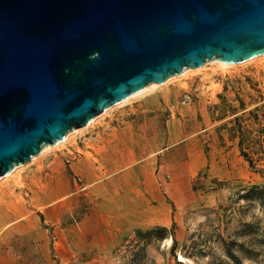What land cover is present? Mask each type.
Here are the masks:
<instances>
[{
	"label": "rangeland",
	"instance_id": "obj_1",
	"mask_svg": "<svg viewBox=\"0 0 264 264\" xmlns=\"http://www.w3.org/2000/svg\"><path fill=\"white\" fill-rule=\"evenodd\" d=\"M181 73L113 105L0 179L8 216L0 224V264H264V203L245 197L252 185L264 187V55ZM151 117L165 134L180 131L166 155L171 164L159 166L171 174L158 176L171 183L164 184L170 219L112 242L110 205L85 192L73 146ZM184 160L191 178L182 175ZM68 185L76 191L58 202V187ZM161 226L164 233L141 234Z\"/></svg>",
	"mask_w": 264,
	"mask_h": 264
},
{
	"label": "water",
	"instance_id": "obj_2",
	"mask_svg": "<svg viewBox=\"0 0 264 264\" xmlns=\"http://www.w3.org/2000/svg\"><path fill=\"white\" fill-rule=\"evenodd\" d=\"M264 53V0H0V177L110 105Z\"/></svg>",
	"mask_w": 264,
	"mask_h": 264
},
{
	"label": "crops",
	"instance_id": "obj_3",
	"mask_svg": "<svg viewBox=\"0 0 264 264\" xmlns=\"http://www.w3.org/2000/svg\"><path fill=\"white\" fill-rule=\"evenodd\" d=\"M164 132L156 118L151 117L132 128L119 125L85 136L78 151L73 146L74 172L82 179L85 192L106 197L110 205L109 225L115 229L112 242H118L133 228L166 224L170 219L164 184L171 183L159 182L158 176L171 174L160 173L159 166L171 164L166 155L180 138V131L173 127L167 134ZM181 162L185 167L182 175L191 178V166L186 168L187 161ZM75 191L76 186L72 185L58 187L57 201ZM2 212L0 208V224L8 219Z\"/></svg>",
	"mask_w": 264,
	"mask_h": 264
},
{
	"label": "bare ground",
	"instance_id": "obj_4",
	"mask_svg": "<svg viewBox=\"0 0 264 264\" xmlns=\"http://www.w3.org/2000/svg\"><path fill=\"white\" fill-rule=\"evenodd\" d=\"M261 55H264V53H262V54H258V55H255V56H253V57L261 56ZM253 57H251V58H253ZM251 58H249V59H251ZM246 60H247V59H246ZM244 61H245V60H244ZM244 61H239V62H244ZM208 62H218L219 64H221V65H223V66H224V65H227V64L239 63V62H230V63H228V62H225V61H222V60H219V59H211V60H208ZM198 67H200V66H198ZM201 67H202V65H201ZM185 70H186V68H185ZM182 71H183V70H182ZM180 73H181V72H180ZM180 73H178V74H180ZM182 73H183V72H182ZM182 73H181V74H182ZM178 74H177V75H178ZM166 79H167V78H166ZM166 79H165L163 82H160V83H157V82H150V83H148V84H147L145 87H143L141 90L136 91V92L130 94L129 96L125 97L124 99H122V100H120V101H118V102H116V103L110 105V106L107 107L103 112H105L107 109H109V108L112 107L113 105L119 104V103H121V102L127 100L129 97H132V96H134V95H137V94L142 93V92L145 91L148 87H150V85H156V84H162V83H164V82L166 81ZM103 112H101L100 114H98V115H96L95 117H93V118H92L88 123H86L85 125L80 126V127H76V128H73V129L69 130V131L65 134V136L63 137V139H61L60 141H57V142L54 143V144H47V145H44V146L41 148V150H40L39 152H42V151L45 150L46 148H48V147H50V146H54V145H56L57 143H59V142H61V141H64V140L67 138V136L69 135V133H71V132H73V131H75V130L81 128V127H85V126L88 125L90 122H92L97 116L101 115ZM39 152H38V153H39ZM30 160H31V158H30ZM19 165H21V164H19ZM19 165H15L11 171H9V172L6 173L5 175L1 176L0 179H2L3 177H6V176H8V175H10L14 170H16V168H17ZM178 258H179L180 260H184V257H183L181 254H179Z\"/></svg>",
	"mask_w": 264,
	"mask_h": 264
},
{
	"label": "trees",
	"instance_id": "obj_5",
	"mask_svg": "<svg viewBox=\"0 0 264 264\" xmlns=\"http://www.w3.org/2000/svg\"><path fill=\"white\" fill-rule=\"evenodd\" d=\"M247 198H259L262 203H264V187L258 184H254L251 187L248 188L247 192H246V196ZM166 227L161 226V227H156V228H151L148 230H145L142 234L143 235H149L153 232L156 233H164V231H166ZM173 241L175 242V239L172 235ZM143 248L139 249V252L142 250ZM127 251H131L130 249H128ZM138 254V252H136Z\"/></svg>",
	"mask_w": 264,
	"mask_h": 264
}]
</instances>
